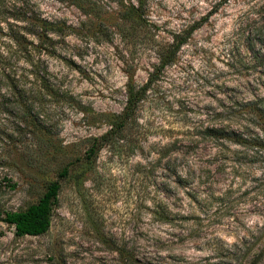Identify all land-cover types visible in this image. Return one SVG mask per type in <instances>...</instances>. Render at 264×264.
<instances>
[{"label":"rangeland","instance_id":"1","mask_svg":"<svg viewBox=\"0 0 264 264\" xmlns=\"http://www.w3.org/2000/svg\"><path fill=\"white\" fill-rule=\"evenodd\" d=\"M7 50H27L17 66L46 70L51 90L33 103L37 140L0 99V213L61 189L44 235L0 223V264H264V120L240 109L264 105V0H0ZM128 84H148L136 121L88 160ZM211 127L234 139L219 146Z\"/></svg>","mask_w":264,"mask_h":264},{"label":"trees","instance_id":"2","mask_svg":"<svg viewBox=\"0 0 264 264\" xmlns=\"http://www.w3.org/2000/svg\"><path fill=\"white\" fill-rule=\"evenodd\" d=\"M197 25L194 24L182 34L174 36L173 42L169 47L170 50H167L159 59L161 68L175 62L179 48L187 42L190 35L197 29ZM11 41L15 46H20V41L22 40L15 36ZM27 53V50H7L5 56L0 55V58L4 59L3 62H5L0 67V88L4 87L6 90L0 95V99L4 100L3 98H7L11 100L13 107L11 106L12 108L10 109L16 110V114L21 118L19 122L20 126L17 125V128L24 133L26 140L29 141V139L32 140L33 138L37 140V133H46L45 124L40 119L39 114L41 106H37L36 108L33 106V103L38 99L42 100L46 96L47 92L51 90V84L49 82L50 75L46 70L38 69L32 66V64H30L29 70L28 68H19L17 66L16 58L18 55L23 54L27 56ZM255 58L257 59V56L255 57L254 55L253 59ZM28 86L39 88L37 90L36 88L29 89ZM147 88L148 84L142 87H137L133 84L126 86V101L122 112L119 115L110 117V121L108 122L109 128L104 134L98 138L90 139L92 145L86 152L88 160L93 158L102 147L112 146L123 139V133L126 128L136 121L135 114L142 103ZM28 101L30 102L27 103ZM5 109L7 108L0 106V110L5 111ZM240 109L246 115H251L261 121L264 120V105L257 98L253 101L242 103ZM260 125H262L260 129L264 133V122ZM204 132L214 138L219 146L224 145L223 143L226 141L234 139V134L223 128H205ZM239 142L240 144H244L245 140L241 139ZM2 143L7 147H16V145L12 144L13 141L8 138H5ZM68 175L69 168L67 166L63 167L58 173L59 179H65ZM60 189V180L51 182L47 186L45 193L35 204L30 205L22 211L0 213V223L12 226L15 236L19 238L44 235L51 226L53 208ZM239 244V246L233 245L231 248H228L227 254L234 253L237 249H244L245 243L242 241ZM242 249L239 253L242 252ZM245 252L246 250H244V254ZM243 261L230 260L229 264H245Z\"/></svg>","mask_w":264,"mask_h":264}]
</instances>
